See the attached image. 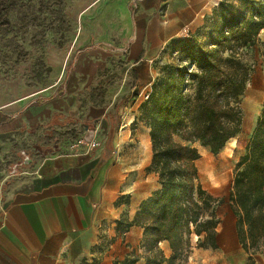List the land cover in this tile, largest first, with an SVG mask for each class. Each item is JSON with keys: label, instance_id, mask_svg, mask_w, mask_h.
<instances>
[{"label": "rangeland", "instance_id": "obj_1", "mask_svg": "<svg viewBox=\"0 0 264 264\" xmlns=\"http://www.w3.org/2000/svg\"><path fill=\"white\" fill-rule=\"evenodd\" d=\"M144 16L141 0H0V120L3 114H17L33 106L31 101L48 98L66 77L77 76L78 68L73 63L82 57V80L86 82L81 89L82 107L97 106L112 115L109 132L104 119L96 127L85 125L98 130L101 145L112 146V163L119 167L121 175V195L116 200L121 208L139 207L141 200L158 188L156 175L147 172L151 160L148 128L144 136L133 124L129 137L120 139V125L125 122L124 128L131 120H123L128 113L124 107L138 98L148 83L151 89L161 66L172 61L171 48L176 41L196 34L204 24L203 21L198 29L167 41L160 50L152 47L150 52L133 57L129 46ZM259 39L262 44L249 52L253 66L241 97L242 125L235 143L228 141L217 154L195 145L200 155L196 165L202 186L222 202L215 208L220 220L217 248L197 247L191 237L185 264H264V251L249 260L241 248L237 219L228 201L235 164L245 152L264 103V29ZM88 64L91 67L87 73ZM53 122L52 118L48 123H38L28 133L18 134L19 151L24 153L8 158V165L24 157L30 159L35 148L55 152L78 138L79 127L73 124L44 128ZM203 154L209 158L206 165L201 163ZM128 211L120 213L116 230L119 220L128 219ZM161 246L168 254V248L163 243Z\"/></svg>", "mask_w": 264, "mask_h": 264}, {"label": "trees", "instance_id": "obj_2", "mask_svg": "<svg viewBox=\"0 0 264 264\" xmlns=\"http://www.w3.org/2000/svg\"><path fill=\"white\" fill-rule=\"evenodd\" d=\"M263 29L264 0H220L196 34L172 46V61L161 66L140 104L138 119L149 130L151 146L147 172L156 175L158 188L132 220H119L117 228L142 229L139 246L145 264H185L192 234L197 247L217 248L220 220L215 208L222 200L202 186L195 145L217 154L240 133V102L253 66L249 52L262 44ZM228 201L241 248L252 260L264 251V103L235 164ZM164 242L169 256L160 247Z\"/></svg>", "mask_w": 264, "mask_h": 264}, {"label": "crops", "instance_id": "obj_3", "mask_svg": "<svg viewBox=\"0 0 264 264\" xmlns=\"http://www.w3.org/2000/svg\"><path fill=\"white\" fill-rule=\"evenodd\" d=\"M219 1L141 0L145 16L136 25L130 53L135 57L150 52L152 47L160 50L167 41L198 29ZM75 64L77 76L66 77L50 95L54 97L17 114L1 116L0 264H124L126 260L145 264L139 246L142 229H115L123 210L130 211L127 220H132L138 207L121 208L116 204L121 195L119 167L112 163L111 144L101 145V135L95 128L104 119L109 132L112 115L97 106L82 107L81 89L86 83L82 80V57ZM90 67L88 64L87 73ZM149 85L144 89L149 91ZM141 103L139 96L124 107L128 113L123 120L130 118L132 123L124 128L125 122L120 125V139L129 137L133 124L137 132L142 131L144 136L148 133L138 119ZM52 118L53 125L44 127L46 130L73 124L79 127L78 138L55 152L35 148L28 163L16 161L9 166L8 158L24 153L19 151L18 134L28 133ZM85 124L95 125L90 143L83 140ZM13 166L16 171L11 173ZM163 244L169 252L162 250L169 256L170 249Z\"/></svg>", "mask_w": 264, "mask_h": 264}, {"label": "water", "instance_id": "obj_4", "mask_svg": "<svg viewBox=\"0 0 264 264\" xmlns=\"http://www.w3.org/2000/svg\"><path fill=\"white\" fill-rule=\"evenodd\" d=\"M133 38H134V36H133ZM75 62H76V60H74L73 64H75ZM93 136H94L93 130L92 129H88V126L85 125V134L83 136V140L85 142H87V143H90L92 141V139H93ZM28 161H29V158L24 157L23 163L26 164V163H28ZM15 171H16V168H15V166H13V169H12L11 173H14Z\"/></svg>", "mask_w": 264, "mask_h": 264}, {"label": "bare ground", "instance_id": "obj_5", "mask_svg": "<svg viewBox=\"0 0 264 264\" xmlns=\"http://www.w3.org/2000/svg\"><path fill=\"white\" fill-rule=\"evenodd\" d=\"M131 123H132V120H129V121H127V123H126L124 126L126 127L127 125H129V124H131ZM229 141H231L232 143H235L236 139H235V138H231ZM224 148H225V147H224ZM202 153H203V152H202ZM205 153H206V152H205ZM208 159H209V158L207 157V155L203 154V158H202L201 163H205L204 165H206V163L209 162ZM191 237L193 238V241H196L197 237H196L195 234H192ZM192 238H191V239H192Z\"/></svg>", "mask_w": 264, "mask_h": 264}, {"label": "built area", "instance_id": "obj_6", "mask_svg": "<svg viewBox=\"0 0 264 264\" xmlns=\"http://www.w3.org/2000/svg\"><path fill=\"white\" fill-rule=\"evenodd\" d=\"M139 96L141 97V100L142 101L145 100V99H147V97H148V91L147 90H143ZM93 139H94V136H93ZM93 139H92V141H93Z\"/></svg>", "mask_w": 264, "mask_h": 264}]
</instances>
